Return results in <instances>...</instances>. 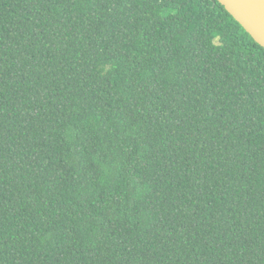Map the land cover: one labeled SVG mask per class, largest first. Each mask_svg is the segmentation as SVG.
Masks as SVG:
<instances>
[{"label":"trees","instance_id":"trees-1","mask_svg":"<svg viewBox=\"0 0 264 264\" xmlns=\"http://www.w3.org/2000/svg\"><path fill=\"white\" fill-rule=\"evenodd\" d=\"M0 264H264V48L218 0H0Z\"/></svg>","mask_w":264,"mask_h":264},{"label":"water","instance_id":"water-1","mask_svg":"<svg viewBox=\"0 0 264 264\" xmlns=\"http://www.w3.org/2000/svg\"><path fill=\"white\" fill-rule=\"evenodd\" d=\"M230 15L264 48V0H218Z\"/></svg>","mask_w":264,"mask_h":264}]
</instances>
